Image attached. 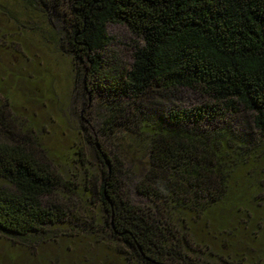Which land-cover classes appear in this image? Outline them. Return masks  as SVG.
I'll use <instances>...</instances> for the list:
<instances>
[{
    "label": "trees",
    "instance_id": "trees-1",
    "mask_svg": "<svg viewBox=\"0 0 264 264\" xmlns=\"http://www.w3.org/2000/svg\"><path fill=\"white\" fill-rule=\"evenodd\" d=\"M17 1L0 11L67 8L73 56L116 98L100 101L95 164L4 133L0 113L15 140L0 142V233L23 244L82 233L101 245L97 196L126 264H264L263 253L234 250L242 221L264 243V0ZM114 23L140 39L127 65L106 54ZM184 92L199 101L176 102ZM54 194H75L84 217L66 220L46 202Z\"/></svg>",
    "mask_w": 264,
    "mask_h": 264
},
{
    "label": "rangeland",
    "instance_id": "rangeland-1",
    "mask_svg": "<svg viewBox=\"0 0 264 264\" xmlns=\"http://www.w3.org/2000/svg\"><path fill=\"white\" fill-rule=\"evenodd\" d=\"M2 3L10 8L9 3ZM14 6L19 7L17 0ZM15 10H18L17 13L13 10V13L4 11L5 15L0 11L2 131L6 134L28 135L37 148L49 153L52 151L66 161L77 158L74 153H79L84 160L94 163L92 143L96 139L106 144L96 123L100 101H109L116 96L101 89L99 91L96 87L98 79L85 71L86 63L73 56L61 30L63 18L69 16L67 8H47L45 16L34 8ZM66 25L69 27L68 23ZM106 29L110 36L107 56L115 64H129L134 46L140 44V39L122 24H109ZM183 98L176 102L189 104L199 101L195 94L189 92H184ZM2 131L0 142L10 143V139L15 141L2 134ZM260 163L256 165L258 172L262 167H259ZM96 199L97 196L93 199L92 213L102 230L100 234L104 242L101 245L89 244L82 233L78 236L82 238L55 236L51 240L38 239L25 244L0 233V264H126L119 254L124 249L116 247L110 238ZM46 200L48 204H56L66 210L69 215L66 220L71 218V214L78 219L84 217L81 210L84 202L75 194L69 203L62 201L56 194ZM65 226L59 224L49 228L60 233V229H67ZM239 229L234 250L248 249L254 259L264 254L260 233H254L249 223L243 221ZM240 239L242 242H239ZM221 244L220 240L214 249L217 250Z\"/></svg>",
    "mask_w": 264,
    "mask_h": 264
}]
</instances>
